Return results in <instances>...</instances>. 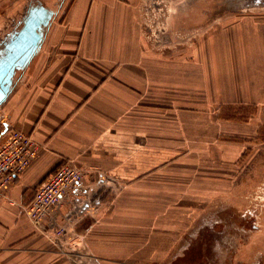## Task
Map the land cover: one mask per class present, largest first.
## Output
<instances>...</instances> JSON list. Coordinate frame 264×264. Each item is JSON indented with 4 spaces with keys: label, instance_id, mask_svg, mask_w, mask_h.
I'll return each instance as SVG.
<instances>
[{
    "label": "crops",
    "instance_id": "obj_1",
    "mask_svg": "<svg viewBox=\"0 0 264 264\" xmlns=\"http://www.w3.org/2000/svg\"><path fill=\"white\" fill-rule=\"evenodd\" d=\"M141 2L60 0L39 49L15 70L0 105V142L11 129L29 135L38 152L2 189L0 264H70L79 242L103 262L195 264L185 255L193 210L228 203L239 186L255 146L249 125L219 116L217 78L205 76L192 106L190 80L178 84L145 35ZM252 35L248 47L264 50ZM260 59L264 52L238 61ZM238 86L256 90V80ZM65 161L83 171L81 187L37 231L26 209ZM59 227L67 232L55 238Z\"/></svg>",
    "mask_w": 264,
    "mask_h": 264
},
{
    "label": "rangeland",
    "instance_id": "obj_2",
    "mask_svg": "<svg viewBox=\"0 0 264 264\" xmlns=\"http://www.w3.org/2000/svg\"><path fill=\"white\" fill-rule=\"evenodd\" d=\"M59 1L0 0V44L21 28L31 8L55 11ZM141 8L145 35L161 59L175 69L176 82L190 80L192 106L198 108L199 85L205 76L213 82L217 78L222 86L216 90L219 116L248 124L246 136L255 140L247 152L253 154L248 169L241 172L228 203L193 210L196 218L186 259L195 264H264V150L259 146L264 142V64L261 59L253 66L238 61L254 52L263 56L264 50L249 48L247 40L254 33L256 43L263 42L264 0H142ZM249 79L256 80V90H239L237 82ZM242 92H257V96H242ZM212 100L209 96L208 110L215 108ZM77 244L70 264H158L147 256L135 263L130 258L103 262L83 242Z\"/></svg>",
    "mask_w": 264,
    "mask_h": 264
},
{
    "label": "built area",
    "instance_id": "obj_3",
    "mask_svg": "<svg viewBox=\"0 0 264 264\" xmlns=\"http://www.w3.org/2000/svg\"><path fill=\"white\" fill-rule=\"evenodd\" d=\"M38 152V145L24 133L9 129L0 142V197L5 185L23 174ZM83 171L72 161L63 162L34 194L26 214L37 231H44V224L51 219V212L63 204L68 194L81 187ZM67 228L55 230V238L63 237Z\"/></svg>",
    "mask_w": 264,
    "mask_h": 264
},
{
    "label": "water",
    "instance_id": "obj_4",
    "mask_svg": "<svg viewBox=\"0 0 264 264\" xmlns=\"http://www.w3.org/2000/svg\"><path fill=\"white\" fill-rule=\"evenodd\" d=\"M52 14V11L43 6L31 8L23 21V27L2 43V48H0V105L7 98L15 70L22 68L39 49L44 30Z\"/></svg>",
    "mask_w": 264,
    "mask_h": 264
},
{
    "label": "flooded vegetation",
    "instance_id": "obj_5",
    "mask_svg": "<svg viewBox=\"0 0 264 264\" xmlns=\"http://www.w3.org/2000/svg\"><path fill=\"white\" fill-rule=\"evenodd\" d=\"M12 78H13V77H12ZM7 82H8V81L6 80V84H7Z\"/></svg>",
    "mask_w": 264,
    "mask_h": 264
}]
</instances>
